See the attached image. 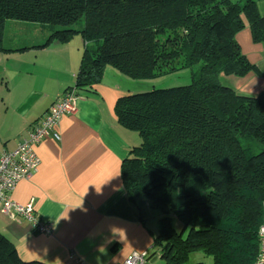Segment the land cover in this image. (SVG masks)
<instances>
[{
    "label": "trees",
    "instance_id": "obj_1",
    "mask_svg": "<svg viewBox=\"0 0 264 264\" xmlns=\"http://www.w3.org/2000/svg\"><path fill=\"white\" fill-rule=\"evenodd\" d=\"M258 1L0 0V51L81 37L74 85L66 89L83 96L107 66L132 79L190 69L187 84L130 91L114 104L118 123L142 137L120 174L129 198H146L157 217L148 256L158 253L163 264H190L195 254L210 264H252L257 257L264 87L242 93L219 76L257 70L236 35L248 26L252 40L264 46ZM11 19L35 23L45 36L33 44L8 43L4 27ZM0 264L48 263L23 260L0 232Z\"/></svg>",
    "mask_w": 264,
    "mask_h": 264
},
{
    "label": "crops",
    "instance_id": "obj_2",
    "mask_svg": "<svg viewBox=\"0 0 264 264\" xmlns=\"http://www.w3.org/2000/svg\"><path fill=\"white\" fill-rule=\"evenodd\" d=\"M258 10L264 15V0L258 1ZM236 38L245 55L251 49L259 53L258 61L248 57L264 80V46L252 40L248 27ZM57 42L42 49L59 50L65 45ZM76 70L70 68L44 90L31 88L14 106L15 120H0V151L14 148L28 136L35 122L73 84ZM104 72L93 91L80 93L76 109L59 119L54 128L59 137L50 131L35 144L39 165L10 193L16 202L31 200L36 213L50 224V232L34 230L25 219L4 213L0 204V232L23 260L120 264L130 252L151 250L157 217L146 198H129L120 174L129 149L142 141L137 131L118 123L114 112L116 99L130 92L129 78L111 66ZM9 108L6 102L5 110Z\"/></svg>",
    "mask_w": 264,
    "mask_h": 264
},
{
    "label": "rangeland",
    "instance_id": "obj_3",
    "mask_svg": "<svg viewBox=\"0 0 264 264\" xmlns=\"http://www.w3.org/2000/svg\"><path fill=\"white\" fill-rule=\"evenodd\" d=\"M34 24L14 19L6 20L4 38L8 43H17L16 45L41 41L45 34ZM82 47L81 37L75 35L59 50L0 51V120L6 122L15 120L14 117H17L15 113L18 111L14 113L13 108L31 88L44 90L62 76V73L70 68H78ZM248 55L253 61L260 59V55L255 49H251ZM248 55L245 56L252 64L253 61ZM219 81L242 93H255L264 87V80H260V74L257 71H252L244 76L233 74L219 76ZM128 82L130 91H145L153 86L167 87L187 84L190 82V69L184 68L177 73L154 79L129 78ZM6 102L10 104L9 111L5 110ZM155 222L157 223V220ZM174 225L177 229L180 227L177 219H174ZM190 260V264H210L209 257H201L198 254L192 255ZM149 262L150 264H163L164 260L158 253H151Z\"/></svg>",
    "mask_w": 264,
    "mask_h": 264
},
{
    "label": "built area",
    "instance_id": "obj_4",
    "mask_svg": "<svg viewBox=\"0 0 264 264\" xmlns=\"http://www.w3.org/2000/svg\"><path fill=\"white\" fill-rule=\"evenodd\" d=\"M80 93L76 88L66 89L46 110L43 116L29 130L28 136L22 139L14 148L0 151V204L1 210L11 217H21L29 222L33 229L39 232H50V224L41 219L33 208L32 201L19 203L14 201L10 193L18 181L28 178L40 163L35 151V144L50 131L54 132L59 119L73 112L77 107ZM258 254L252 264H264V200L262 202V219L258 227ZM120 264H149L148 251L130 252Z\"/></svg>",
    "mask_w": 264,
    "mask_h": 264
}]
</instances>
